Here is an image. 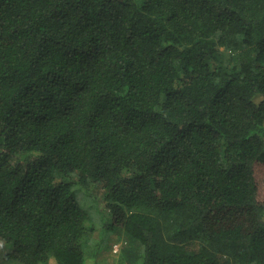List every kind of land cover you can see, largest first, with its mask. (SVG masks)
<instances>
[{
    "label": "trees",
    "instance_id": "obj_1",
    "mask_svg": "<svg viewBox=\"0 0 264 264\" xmlns=\"http://www.w3.org/2000/svg\"><path fill=\"white\" fill-rule=\"evenodd\" d=\"M74 184L127 264H264V0H0V264H87Z\"/></svg>",
    "mask_w": 264,
    "mask_h": 264
},
{
    "label": "rangeland",
    "instance_id": "obj_2",
    "mask_svg": "<svg viewBox=\"0 0 264 264\" xmlns=\"http://www.w3.org/2000/svg\"><path fill=\"white\" fill-rule=\"evenodd\" d=\"M73 190L79 204L90 214L91 221L97 227L96 235L92 238L86 252L87 264H127L121 259V252L127 245L123 230L108 231L106 229L107 214L102 209L100 202L103 194L102 188L94 185L85 187L74 184ZM115 245L120 246L119 253L114 252ZM53 261L55 262V260ZM53 261H50L49 264H54ZM136 264H141V260Z\"/></svg>",
    "mask_w": 264,
    "mask_h": 264
},
{
    "label": "built area",
    "instance_id": "obj_3",
    "mask_svg": "<svg viewBox=\"0 0 264 264\" xmlns=\"http://www.w3.org/2000/svg\"><path fill=\"white\" fill-rule=\"evenodd\" d=\"M119 251H120V246L119 245H115L114 246V252L115 253H119Z\"/></svg>",
    "mask_w": 264,
    "mask_h": 264
}]
</instances>
